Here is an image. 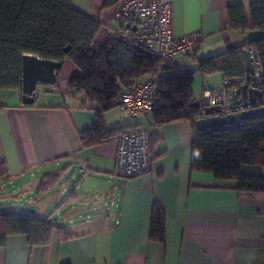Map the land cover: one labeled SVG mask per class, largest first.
<instances>
[{
  "label": "crops",
  "instance_id": "0c3cea01",
  "mask_svg": "<svg viewBox=\"0 0 264 264\" xmlns=\"http://www.w3.org/2000/svg\"><path fill=\"white\" fill-rule=\"evenodd\" d=\"M99 23L91 43L98 49L122 27L115 18L120 0H70ZM170 4V27L179 36L199 31L203 46L180 68L245 44L262 34L232 29L228 7L258 0H163ZM80 73L66 58L48 93L37 90L23 105L19 89L0 90V211L57 215L66 225L45 245L29 246L24 234L0 246V264H264V191H239L236 182L193 171L195 124L177 120L152 126L151 170L128 177L116 171V136L148 120L113 107L98 106L69 85ZM220 72L195 71L194 100L204 89L221 87ZM37 86V85H36ZM115 134L84 145L79 134L94 125ZM117 133V134H116ZM88 171L82 174V162ZM164 219V242L149 238L154 209ZM31 209V211H30ZM62 209L63 216H60Z\"/></svg>",
  "mask_w": 264,
  "mask_h": 264
},
{
  "label": "trees",
  "instance_id": "16d2710c",
  "mask_svg": "<svg viewBox=\"0 0 264 264\" xmlns=\"http://www.w3.org/2000/svg\"><path fill=\"white\" fill-rule=\"evenodd\" d=\"M249 17L251 25L242 5L229 6L232 29L241 32L253 29L262 34L249 38L243 45L199 59L196 70H192L169 66L117 37L107 38L93 50L91 43L100 25L76 10L70 0H0V90L20 88L24 54L61 63L68 58L80 70L69 79L70 87L96 104L98 113L115 107L120 91L155 74L153 109L147 117L150 126L177 120L195 123L200 114L191 105L195 101L192 95L195 71L205 75L220 72L223 80L240 77L246 71L243 50H254L264 72V0L250 3ZM260 91L259 103L264 105V75ZM114 134L97 124L79 136L84 145H92ZM191 168L212 173L218 180L235 181V189L239 191H264V115L213 128L195 127ZM4 174L0 165V176ZM163 221L162 211L156 207L150 223V240L164 242ZM56 227L49 216L2 210L0 246L14 234L26 235L29 246L45 245Z\"/></svg>",
  "mask_w": 264,
  "mask_h": 264
},
{
  "label": "built area",
  "instance_id": "2783aa9c",
  "mask_svg": "<svg viewBox=\"0 0 264 264\" xmlns=\"http://www.w3.org/2000/svg\"><path fill=\"white\" fill-rule=\"evenodd\" d=\"M170 4L163 0H120L116 5L114 16L121 21L122 27L116 37L123 43L138 49H143L169 66L181 65L186 57L195 54L204 43L199 31L183 35H173L170 27ZM252 72L236 78L224 79L221 87L204 89L201 105H217L220 114L249 109L252 105L228 108L230 92L241 85L260 89L262 72L257 53L248 50ZM157 76L150 74L145 79L120 91L115 98V108L132 115L145 118L153 109V95ZM258 99L257 105H260ZM203 110L200 109L201 117ZM196 118V119H197ZM239 121V120H238ZM230 125V124H229ZM152 126L145 123L131 130H123L116 136L117 148L115 156L116 171L124 176L134 177L151 170V137ZM79 171L85 174L88 165L84 161Z\"/></svg>",
  "mask_w": 264,
  "mask_h": 264
},
{
  "label": "water",
  "instance_id": "95a60500",
  "mask_svg": "<svg viewBox=\"0 0 264 264\" xmlns=\"http://www.w3.org/2000/svg\"><path fill=\"white\" fill-rule=\"evenodd\" d=\"M243 59L246 70L252 72L248 50H243ZM61 66L62 63L59 61L43 59L33 54H24L21 59V103L23 105L33 103V97L38 83L54 85L57 79V72ZM261 98L262 92L260 89L245 85L234 88L230 92L228 108L234 110L247 105H252V107L227 114H220V108L217 105H201L200 101L195 100L191 105L199 110H203L202 116L195 119V127L197 129L213 128L229 125L238 120L264 115V105L256 104V101Z\"/></svg>",
  "mask_w": 264,
  "mask_h": 264
},
{
  "label": "rangeland",
  "instance_id": "374dc122",
  "mask_svg": "<svg viewBox=\"0 0 264 264\" xmlns=\"http://www.w3.org/2000/svg\"><path fill=\"white\" fill-rule=\"evenodd\" d=\"M47 87H48L47 84L38 83L37 86H36V90L38 92H40V94H45V93H48ZM248 167H250V166H248ZM30 211H31V209H30ZM59 212L61 214L60 216H63L64 217L63 213H61L62 212V209H59ZM56 218H57V215L55 213H52L51 221L55 222L56 224L59 223L60 226L66 225V221L64 219H61V220H58L57 221Z\"/></svg>",
  "mask_w": 264,
  "mask_h": 264
}]
</instances>
